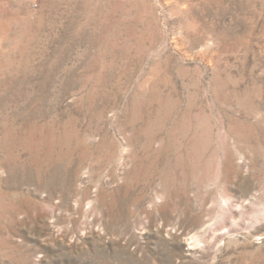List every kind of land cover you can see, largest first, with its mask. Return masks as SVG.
Masks as SVG:
<instances>
[{"label": "rangeland", "instance_id": "rangeland-1", "mask_svg": "<svg viewBox=\"0 0 264 264\" xmlns=\"http://www.w3.org/2000/svg\"><path fill=\"white\" fill-rule=\"evenodd\" d=\"M0 264H264V0H0Z\"/></svg>", "mask_w": 264, "mask_h": 264}, {"label": "bare ground", "instance_id": "bare-ground-1", "mask_svg": "<svg viewBox=\"0 0 264 264\" xmlns=\"http://www.w3.org/2000/svg\"><path fill=\"white\" fill-rule=\"evenodd\" d=\"M227 204V203H226Z\"/></svg>", "mask_w": 264, "mask_h": 264}]
</instances>
